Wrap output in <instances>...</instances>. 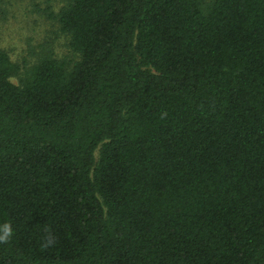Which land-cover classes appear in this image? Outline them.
<instances>
[{"label": "trees", "instance_id": "1", "mask_svg": "<svg viewBox=\"0 0 264 264\" xmlns=\"http://www.w3.org/2000/svg\"><path fill=\"white\" fill-rule=\"evenodd\" d=\"M57 20L71 66L0 50V264H264V0Z\"/></svg>", "mask_w": 264, "mask_h": 264}, {"label": "rangeland", "instance_id": "2", "mask_svg": "<svg viewBox=\"0 0 264 264\" xmlns=\"http://www.w3.org/2000/svg\"><path fill=\"white\" fill-rule=\"evenodd\" d=\"M66 5L67 0H0V50L20 68L11 83L17 85L19 76L42 57L69 66L78 61L79 55L69 47V35L57 20Z\"/></svg>", "mask_w": 264, "mask_h": 264}, {"label": "clouds", "instance_id": "3", "mask_svg": "<svg viewBox=\"0 0 264 264\" xmlns=\"http://www.w3.org/2000/svg\"><path fill=\"white\" fill-rule=\"evenodd\" d=\"M8 234H9L8 227L5 226V227H4V235H3V236H0V240L5 239V238L8 236Z\"/></svg>", "mask_w": 264, "mask_h": 264}]
</instances>
